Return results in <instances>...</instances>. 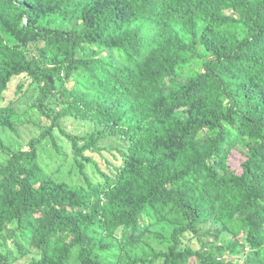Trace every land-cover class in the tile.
<instances>
[{
  "label": "trees",
  "instance_id": "obj_1",
  "mask_svg": "<svg viewBox=\"0 0 264 264\" xmlns=\"http://www.w3.org/2000/svg\"><path fill=\"white\" fill-rule=\"evenodd\" d=\"M16 77L36 97L23 115L0 106V125L44 124L23 148L0 137V244L15 260L264 264V0H0V104ZM54 131L82 184L39 164Z\"/></svg>",
  "mask_w": 264,
  "mask_h": 264
},
{
  "label": "rangeland",
  "instance_id": "obj_2",
  "mask_svg": "<svg viewBox=\"0 0 264 264\" xmlns=\"http://www.w3.org/2000/svg\"><path fill=\"white\" fill-rule=\"evenodd\" d=\"M22 82L23 86V94L22 96L17 99L15 95L17 85ZM36 97V89L34 85H30L29 81L26 80L25 77H16L14 78L8 86L7 91L4 94V99L0 106H6L9 102L14 101L13 107L14 109L20 114L23 115L25 112H29L31 105L34 102ZM41 119V118H39ZM62 127L64 130H67L74 134L84 135L87 132L92 131V126L88 123H81L77 122L73 119H64L62 120ZM44 120L41 119L40 121L35 119V121L31 122L29 125L18 127L16 132L12 133L8 130H5L0 125V137L3 139L6 145L10 147H18L23 148L27 145V143L33 139L34 137L38 136L41 131L43 130ZM54 140L56 141V145L59 148V151L53 148L52 140L47 139L39 145V157L38 162L44 168V170L48 173L55 176L56 179L63 180L69 184H82L84 182L82 176L76 171L73 167L72 162V150L70 144L67 140L60 135L58 131H54L53 133ZM100 146L102 148L107 147L110 148L112 151L116 148H123V143L119 139L115 138H108L102 140L100 142ZM105 158L109 161H113L112 157L110 156L109 152H103ZM95 159L98 161L102 170H106V165L104 159L99 155L94 156ZM6 156L0 152V164L5 163ZM97 178L93 176V178ZM171 226L167 225H159L156 226V231L163 233L164 235L168 236L172 232ZM209 227H205L204 230L207 231ZM229 237L220 235L218 239L214 237H210V244H212L213 248H215L218 244L226 243ZM206 242V241H205ZM6 246L8 251L11 253L12 263L11 264H30L32 260L38 259L34 253H30L28 256L23 257L22 259L15 260L17 256V250L13 245V241L8 239L6 243H1L0 248L2 249L3 246ZM183 247H190L194 250L202 248V245L198 243L196 237L186 234L183 237ZM205 252V248L202 249ZM225 253L222 255L224 256Z\"/></svg>",
  "mask_w": 264,
  "mask_h": 264
}]
</instances>
